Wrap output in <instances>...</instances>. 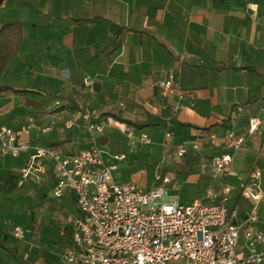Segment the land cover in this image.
Returning <instances> with one entry per match:
<instances>
[{
	"label": "crops",
	"instance_id": "crops-1",
	"mask_svg": "<svg viewBox=\"0 0 264 264\" xmlns=\"http://www.w3.org/2000/svg\"><path fill=\"white\" fill-rule=\"evenodd\" d=\"M2 12L6 20L24 21L23 51L0 82L10 87L0 91V125L7 122L16 129L20 143L48 146L44 139L60 140L55 147L66 154L81 151L92 142L83 116L90 109L106 126L94 135L103 150L112 152L108 148L122 144V134L128 139L126 159L115 161L118 181L151 189L160 184L154 181L160 169L172 177L169 201H219L229 183L234 189L228 206L240 197L233 209L241 217L254 207L241 188L259 167L264 191V132L235 153L224 179L212 178L210 163L228 150L229 131L247 134L249 119L264 117V0H4ZM171 72L177 75V93L165 96L159 81ZM24 88L37 105H22L17 89ZM10 92L19 104L9 108L3 99ZM31 117L34 127L24 131ZM46 126L52 130L45 131ZM169 129L175 133L173 143L198 141L199 148L178 160L165 154L161 142ZM141 135L153 144L134 145L132 137ZM145 147L157 167L132 172L131 159L138 165ZM28 152L14 159L0 157V170L18 175ZM163 154L166 161L157 159ZM14 160L17 167H7ZM119 169L130 174L118 177ZM48 171L42 183L29 181L24 189L31 193L35 186L66 207L70 194L53 198L56 177L50 166ZM73 215L77 208L66 216ZM258 219L256 227L264 231V195ZM13 231L6 241L11 247L17 243ZM36 247L24 252L32 264H63L62 249H46L54 260L37 261L31 251L39 257L45 253Z\"/></svg>",
	"mask_w": 264,
	"mask_h": 264
},
{
	"label": "built area",
	"instance_id": "built-area-1",
	"mask_svg": "<svg viewBox=\"0 0 264 264\" xmlns=\"http://www.w3.org/2000/svg\"><path fill=\"white\" fill-rule=\"evenodd\" d=\"M176 79V73L171 72L159 81L163 95L177 93ZM95 114L87 109L83 115L92 133L91 145L72 154L42 144H22L16 129L0 125V157L18 158L29 149L18 170V186L25 187L29 181L42 183L50 166L56 177L51 190L53 198L75 194L78 215L64 220V226L73 230L72 242L59 252L63 264H169L180 260L184 264H264V231L256 227L264 195L259 167H254L241 188L242 195L254 205L243 217L228 206L234 189L229 183L223 187L219 201L208 202L200 197L185 203L169 201L167 186L172 177L160 169L154 176L160 184L151 189L115 178V161L126 159L127 154L111 156L98 145L94 135L103 133L106 126L95 120ZM249 120L247 134L229 131L228 150L211 159L214 180L224 179L235 153L249 138L264 132V117L253 116ZM73 124L68 122L69 127ZM33 127L31 117L22 129L31 131ZM44 130L52 128L46 126ZM174 135L169 129L161 143L180 157L200 146L198 141L175 146ZM132 139L137 144L154 142L146 135ZM13 229L15 240H24L26 228L17 224Z\"/></svg>",
	"mask_w": 264,
	"mask_h": 264
},
{
	"label": "trees",
	"instance_id": "trees-1",
	"mask_svg": "<svg viewBox=\"0 0 264 264\" xmlns=\"http://www.w3.org/2000/svg\"><path fill=\"white\" fill-rule=\"evenodd\" d=\"M3 4L4 0H0V82L16 57L23 51L25 45L24 21L6 20L2 12ZM9 89L10 87L8 86L0 85V91ZM17 91L21 92L20 101L24 107L28 105H37V102L30 97V91L28 89H17ZM172 123H174L175 128L180 125V123L174 119ZM43 142L51 147L61 146L62 144L60 140L52 141L50 139H44ZM17 182L18 175L16 172L0 170V264H32L33 262L32 258L29 259L25 257L24 251L19 243H16L13 247L8 246L6 243L16 224L24 225L27 223L28 214L26 210L29 207L28 205L39 196L38 191L36 195H30L24 187L18 186ZM14 194L16 197L13 198ZM69 194L71 198L70 210L66 209L64 205H61L58 200L49 199L47 194H44V196L46 199L50 200L49 208L51 210L57 211V209H59L65 214H69L76 211L75 194L73 192H69ZM239 200L240 197L234 201L230 208L233 209L234 205L238 203ZM16 204H18V207H16ZM62 229L64 232L61 234L60 232L58 233V240H50L48 246L45 247L42 245L36 246L40 247L41 251L45 253L46 249L49 247L58 250L57 248L70 244L72 242L73 229L70 226L64 225ZM17 242H20V240H17ZM57 245H59V247H57ZM49 256L53 257L52 254Z\"/></svg>",
	"mask_w": 264,
	"mask_h": 264
},
{
	"label": "rangeland",
	"instance_id": "rangeland-1",
	"mask_svg": "<svg viewBox=\"0 0 264 264\" xmlns=\"http://www.w3.org/2000/svg\"><path fill=\"white\" fill-rule=\"evenodd\" d=\"M3 101L9 103V108L11 106H17L19 104L17 95H15L11 92L4 96ZM5 123L7 124V122H2L1 124H5ZM88 132H89L88 134L91 136L92 133H91L89 128H88ZM121 136H122V138H120V139H122V144H115V145L113 144L112 148H108L112 151V152H108L109 154H111V156L114 155L115 153H118V152H116L118 150H122L120 152L124 153V152H126L125 148L129 147V144L127 141L128 139L125 138L124 134H122ZM129 140H131V139H129ZM179 140L180 139L176 140V142L174 143L175 146L179 145L178 144ZM129 143H131V141H129ZM134 145H137V143H134ZM143 145H142V147H144ZM150 151H151L150 148L145 147L144 151L142 152L143 153L142 156H140V161H139L140 163L138 165L133 164V162H135L136 160L131 159L132 162L130 163V167H132V170H133L132 172L138 171L141 169H145L146 171H152L153 169L155 170V168L157 166H154L152 164L157 163L155 160L156 158L148 156V153ZM166 153H167V155H169V154L174 155L175 154V157H173V159L178 160V158H177L178 154L175 151L173 152L171 148L168 147V149L165 151V154ZM124 154L126 155L127 153H124ZM165 154H163L161 157L157 156V159L161 158V161L162 160L166 161L165 160V158H166ZM169 159H171V158H169ZM169 159H167V160L170 161ZM18 164L19 163L14 160L12 162H9V165L7 164V167H10V166H12V168H13V166L17 167ZM153 166H154V168H153ZM128 170H129V168H128ZM120 171L121 170L119 169L118 170V173H119L118 177L121 176L122 174H124L125 177L127 176V174L128 175L130 174L127 171H126L127 174L122 173ZM124 172H125V170H124ZM152 172H150V173L152 174ZM144 175H145V173H144ZM36 192H37V188L34 186V187H32L31 193H29V194L34 196V195H36ZM44 192L42 191L39 194V196L37 198H35L34 201H31L29 203V205H28L29 207L26 210V212L28 214V221L26 224L21 225L24 228H26L27 232H26V236H25L24 240L17 242V243H19L20 247L22 248V250L24 252H29V249L31 246H35V245H42L43 247L48 246V243L50 240H52V241L58 240L57 236H58L59 232H60V234H61V232H64L62 227L64 225V218L67 214H65L64 212H62L59 209H57V211L51 210L49 208V205H50L49 201L50 200L45 198ZM14 197H16L15 194L13 195V198ZM16 207H18V204H16ZM66 209H69V210L71 209L70 203L66 205ZM66 219H67V216H66ZM56 226L60 229H58ZM66 246L67 245H63L62 247H59V245H57V247H59L57 249L59 251V250L65 248ZM48 250H52V249L49 247ZM53 250H55V249L53 248ZM31 254H32L31 256H34V258L37 261H40L43 258H44V260L45 259L52 260V258L49 257V253H47V252H45V254L42 257L36 256L32 252H31ZM169 264H184V261H182V260L173 261V262H170Z\"/></svg>",
	"mask_w": 264,
	"mask_h": 264
}]
</instances>
